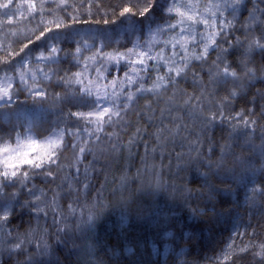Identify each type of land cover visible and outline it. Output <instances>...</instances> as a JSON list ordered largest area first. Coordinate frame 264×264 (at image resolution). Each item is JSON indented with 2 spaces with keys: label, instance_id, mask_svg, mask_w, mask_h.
Masks as SVG:
<instances>
[{
  "label": "trees",
  "instance_id": "1",
  "mask_svg": "<svg viewBox=\"0 0 264 264\" xmlns=\"http://www.w3.org/2000/svg\"><path fill=\"white\" fill-rule=\"evenodd\" d=\"M167 3L33 0L19 19L0 16V89H8L0 145L66 133L52 177L47 167L25 169L26 178L3 184L0 264H264V50L249 49L264 42V0H218L207 10L209 19L222 12L221 31L199 62L192 57L207 40L170 47L181 35L167 30L177 21ZM127 4L148 11L119 15ZM147 42L155 57L147 72L110 59ZM245 51L255 78H214V62L241 70ZM104 107L119 115L110 123L106 115L99 131L95 116L73 115ZM26 180L43 193V210Z\"/></svg>",
  "mask_w": 264,
  "mask_h": 264
},
{
  "label": "snow or ice",
  "instance_id": "2",
  "mask_svg": "<svg viewBox=\"0 0 264 264\" xmlns=\"http://www.w3.org/2000/svg\"><path fill=\"white\" fill-rule=\"evenodd\" d=\"M236 3L239 2V0H235ZM14 3V0H6L4 3H0V9H8L12 4ZM28 10L34 11L35 6L33 4H29ZM148 11L147 7H144L142 9H136L133 5L127 4L122 7L120 10L119 15L123 16L126 13H135L138 15H144L145 12ZM170 12H175L177 15L180 17L191 21L193 23H199L205 27H210V28H216L217 26V21L212 20L209 21V19H203V20H197L194 15H189L185 12H181L179 7L175 8H170ZM215 15V13H213ZM105 23H108V21H104ZM181 23H183V19L181 20ZM65 25L64 27H66ZM177 28L176 24H171L167 26V30L171 31ZM61 29V24L57 23L55 25V29H47L45 28L44 31L40 33V38H46L47 34L50 31L54 30H60ZM157 31L164 32L165 29H160L158 28ZM183 31V29H181ZM154 35L155 33H151ZM220 33L217 31H212L210 35H208L207 38V43H205L204 48L200 52L199 55H193L192 59L196 62L201 61L208 55V48L216 45L218 41L214 39L215 36L219 35ZM181 40H177L174 44H172L173 50L176 48V44H180L181 48L184 49V51H187V47L185 44L182 43ZM195 37L192 38L191 42H194ZM31 42V41H30ZM203 43V42H202ZM252 45H256L258 47L264 48V43H261L259 40H253L249 44V49H251ZM79 50V49H78ZM51 51L55 52L56 48L55 45L53 44ZM98 51H101L98 49ZM133 52V48L128 49V53L131 54ZM139 59L131 61L132 64L134 65H139V69H134L137 73L141 70L147 72L149 70V65L146 63L147 60H155V57H152L149 53L145 51H140L138 53ZM39 58V57H38ZM110 59L114 60L117 64L119 63L120 60L124 59L123 55H119L116 57H110ZM187 59L186 56H182L181 58V63H183ZM241 64L243 65V68L241 70H237L235 68H231L228 66H223L221 67L220 64L214 62V67H216L217 71L214 74V78L218 81H223L225 83L232 81L236 82L242 78H247V79H253L256 76L257 69L254 65L251 64L250 60H248L247 57H244L241 59ZM184 69H179L175 72V77L178 79L181 74L183 73ZM77 76H80L79 73L75 74ZM119 75V73H117ZM125 76L127 77L128 74L125 72ZM129 81L132 80L131 77H128ZM161 79H164L161 77ZM80 80H77V83H80ZM9 88L11 85L8 86ZM157 87H160L159 84H157ZM5 95L8 94V89H0ZM80 91L82 93H85L88 97H92L93 94L91 93L90 90L86 88H81ZM237 89L233 88L230 90V95L235 96L237 93ZM34 95L35 96H43L44 93L40 92L39 90H34ZM131 99V97H128ZM101 97L96 96L93 98V109H97L100 106L101 103ZM73 115L76 116H84L87 115L88 117L95 116L96 121H97V131L100 129V122L104 121L105 116L107 115L108 121L106 122H111V117L112 116H118L119 113L115 111H110L108 107H104L102 111H96L92 110L87 113H73ZM237 117L240 119H243V117H240L239 114H237ZM66 133L64 131H60L58 134L53 133L50 137L44 139V140H39V139H33L31 137L25 138V139H17L16 145H11L8 143H5L3 145H0V177H5V178H15L19 174H23V176L26 178L29 175V171L25 169H30V170H38V171H44V169L47 167L49 170L47 171V175L49 177L53 176V172L51 171V167L56 165L59 161L57 159L58 156V150L62 146L63 139L65 137ZM81 154L84 153L85 149L81 148L80 149ZM78 170V169H77ZM37 199H39L37 197ZM35 210V209H34ZM0 219H6V214L5 213H0ZM22 244L17 243L14 245L13 249H18L21 248ZM261 247H264L262 245ZM259 255V253H258Z\"/></svg>",
  "mask_w": 264,
  "mask_h": 264
},
{
  "label": "rangeland",
  "instance_id": "3",
  "mask_svg": "<svg viewBox=\"0 0 264 264\" xmlns=\"http://www.w3.org/2000/svg\"><path fill=\"white\" fill-rule=\"evenodd\" d=\"M1 1H2V3L6 2V0H1ZM32 1L33 0H14V3L12 4V6H10L8 9H0V16L5 14V12L8 10L10 20L19 19L28 13L27 8L29 7L30 3L32 4ZM217 2H218V0H209L207 2H204L203 6H201V5H198L197 0H168L166 7H164V12L170 16H173L174 18H175V16H177V21L174 23H170V24H176L177 25L178 31L180 32V35H181V38H183L182 39L183 44H185L186 42L192 41L193 37H195V40L196 39L198 40L199 38H201V39H204L206 41L208 38V35H210V33L212 31H217L220 33L221 30L219 31V29L217 27L213 29L210 27H205L199 23H193L191 21H188V20L180 17L179 15H177L175 12H170L169 9L179 7L181 12H185L189 15H194L196 17V19L199 21V20H203V19H209L207 10L215 8L217 6V4H216ZM260 3H261V5H257L256 8L252 9V11H253L252 14L255 15V17L257 19L263 10V8H261L263 6L262 2H260ZM230 10H231V8L229 9L230 16L232 15L233 18L236 19L238 17L237 9H232L231 11ZM218 12H219V10L215 11L214 17L209 19V21L217 20V18L220 15H222V12L217 14ZM248 16H249V19L250 18L252 19V17L249 14H248ZM182 19H183V23H181ZM170 24H168V25H170ZM197 27H200L201 30L199 29V31H198ZM123 29H125V28H123ZM181 29H183V31H181ZM151 33H155V34L152 35ZM149 34H150L149 38L151 41H155L158 38V36L160 35V33L155 31L154 29L151 32H149ZM260 35L262 37V34H260ZM150 45H151V43L147 42L146 44L137 47L131 54H129L128 52L125 54H113V57H116L119 55L124 56V59L120 60L118 63V65L122 66L124 69L127 68L128 66H132L134 68H139L140 67L139 65H134L131 63V61L139 59L138 53L140 51H145L152 56L153 53H152V51H150V48H149ZM170 47L172 48V46H170ZM109 56H111V55H109ZM162 58H163V56L159 55V59L161 60ZM110 85H112V84H110ZM94 86H95L94 91L95 90L97 91L99 87L96 85H94ZM0 94H1L0 97H2L4 95V93L2 91H0ZM31 138H33V137H31ZM22 177H24V176H22ZM10 179L11 178L0 177V195L2 194V191L4 190L3 184L9 183ZM26 182H28V181L27 180L24 181L23 184H28ZM27 188L29 190L33 191L32 192L33 199H34L37 207L41 203L44 202L45 198L43 197V193L40 191L39 188L35 187L32 183H29L27 185ZM37 197L39 199H37ZM1 213H3V212H1ZM5 214L7 215V213H5ZM1 220L2 219H0V222H1ZM80 222H81V219H80Z\"/></svg>",
  "mask_w": 264,
  "mask_h": 264
},
{
  "label": "bare ground",
  "instance_id": "4",
  "mask_svg": "<svg viewBox=\"0 0 264 264\" xmlns=\"http://www.w3.org/2000/svg\"><path fill=\"white\" fill-rule=\"evenodd\" d=\"M261 43H264V42H261ZM251 49H255L254 51H256V52H261V51L264 50V48H262V47H258V46H256V45L252 46ZM260 50H261V51H260ZM245 52H246V51H245ZM245 54H246V57L249 59V58H250V54H249L248 52L244 53V55H245ZM250 62H252V61L250 60ZM44 204H45L44 202L41 203L37 208H39V210H43L44 207H45Z\"/></svg>",
  "mask_w": 264,
  "mask_h": 264
}]
</instances>
